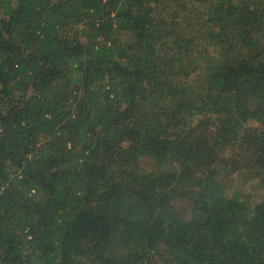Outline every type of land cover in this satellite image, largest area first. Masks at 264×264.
Instances as JSON below:
<instances>
[{
  "label": "trees",
  "instance_id": "obj_1",
  "mask_svg": "<svg viewBox=\"0 0 264 264\" xmlns=\"http://www.w3.org/2000/svg\"><path fill=\"white\" fill-rule=\"evenodd\" d=\"M0 264H264V0H0Z\"/></svg>",
  "mask_w": 264,
  "mask_h": 264
}]
</instances>
